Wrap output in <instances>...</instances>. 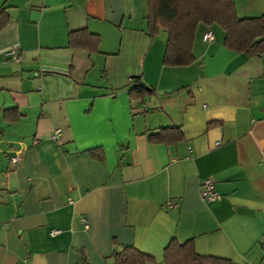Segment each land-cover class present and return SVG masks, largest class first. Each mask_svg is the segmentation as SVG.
Listing matches in <instances>:
<instances>
[{
  "label": "crops",
  "instance_id": "1",
  "mask_svg": "<svg viewBox=\"0 0 264 264\" xmlns=\"http://www.w3.org/2000/svg\"><path fill=\"white\" fill-rule=\"evenodd\" d=\"M236 2L242 18L264 16V0ZM2 10L0 264H114L125 246L165 264L173 240L264 264V54L230 50L219 25L201 24L194 63L166 66L148 0H0ZM79 30L100 36L97 52L69 46ZM16 48L19 62L7 55ZM163 128L183 139H155Z\"/></svg>",
  "mask_w": 264,
  "mask_h": 264
},
{
  "label": "trees",
  "instance_id": "2",
  "mask_svg": "<svg viewBox=\"0 0 264 264\" xmlns=\"http://www.w3.org/2000/svg\"><path fill=\"white\" fill-rule=\"evenodd\" d=\"M148 31L155 38L162 32L167 34V48L164 64L170 67L189 66L195 61L193 54L194 40L198 26L219 25L226 33L225 47L249 57L264 54V16L242 18L236 0H148ZM5 10L0 12L3 15ZM101 38L88 30L70 33L69 46L86 49L90 52L99 50ZM133 92L144 95L146 85L136 82ZM173 132L175 134H168ZM168 134V135H167ZM172 135L183 139L178 128H163L154 135L155 139L164 140ZM171 137V136H170ZM114 264H154L156 259L133 246H125L112 257ZM165 264H237L230 259L202 256L198 254L194 243L188 241L170 242L165 249Z\"/></svg>",
  "mask_w": 264,
  "mask_h": 264
},
{
  "label": "built area",
  "instance_id": "3",
  "mask_svg": "<svg viewBox=\"0 0 264 264\" xmlns=\"http://www.w3.org/2000/svg\"><path fill=\"white\" fill-rule=\"evenodd\" d=\"M203 39L206 42H213L214 41L213 32L209 31L208 33H206ZM7 55L10 59L17 61V62L23 59V53L18 48L11 49L10 51H8ZM61 135H62V130L59 129L55 131L52 138L55 142L58 143L61 140ZM21 155H22L21 151H17L16 154H14V156L10 158V164L13 168L18 166L21 163V160H22ZM201 194H202L203 199L207 202L216 201L221 198V195L216 190V184L212 177L206 178L205 180L202 181ZM57 234H59V231H52V235H57Z\"/></svg>",
  "mask_w": 264,
  "mask_h": 264
},
{
  "label": "water",
  "instance_id": "4",
  "mask_svg": "<svg viewBox=\"0 0 264 264\" xmlns=\"http://www.w3.org/2000/svg\"><path fill=\"white\" fill-rule=\"evenodd\" d=\"M148 89V87H146Z\"/></svg>",
  "mask_w": 264,
  "mask_h": 264
}]
</instances>
